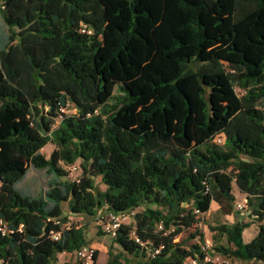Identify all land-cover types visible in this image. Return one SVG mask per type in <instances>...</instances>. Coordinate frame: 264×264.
Returning a JSON list of instances; mask_svg holds the SVG:
<instances>
[{
  "label": "trees",
  "instance_id": "trees-1",
  "mask_svg": "<svg viewBox=\"0 0 264 264\" xmlns=\"http://www.w3.org/2000/svg\"><path fill=\"white\" fill-rule=\"evenodd\" d=\"M0 15V264L75 254L84 229L55 221L101 209H142L105 264H202L198 245L174 241L195 209L230 216L232 186L258 230L244 243L249 224L217 225L226 246L213 250L264 263V0H0ZM28 168L45 189L21 186Z\"/></svg>",
  "mask_w": 264,
  "mask_h": 264
},
{
  "label": "rangeland",
  "instance_id": "rangeland-1",
  "mask_svg": "<svg viewBox=\"0 0 264 264\" xmlns=\"http://www.w3.org/2000/svg\"><path fill=\"white\" fill-rule=\"evenodd\" d=\"M6 33V28L3 24L1 15H0V44L3 45L2 36ZM5 36V35H4ZM239 93L238 90H236ZM74 110L72 107H69L68 110L65 111V114L72 115ZM54 146L51 144L46 145L42 150L41 154L47 159L50 154L54 151ZM59 166L62 170L66 171L68 174L67 178L70 182L77 181L81 178L82 171L78 165L75 163L74 166L77 168L76 172L71 171V167H65L61 163ZM48 176L45 171H37L34 169L28 168L26 178L21 184L22 187L30 189L32 191L42 190L46 187ZM94 189L97 191H104L105 186L101 183L100 178L97 177L93 180ZM232 194L235 198V201L232 206V213L230 216L223 215L219 209V206L212 202L209 208V211L204 214L200 220V222L195 225L192 229L186 230L181 233L174 242H181L182 245L186 248L191 245H198L202 252H206L207 255L205 262L208 260H213L218 258L216 263L218 264H264L258 261H250V262H240L235 261L233 259H227L223 256L216 254L214 252V247L216 246H226V241L224 237L218 236L212 230L217 225L220 224H233L236 221H241L242 223L249 224V228L245 229L243 232V242H250L256 232L258 230L259 222L251 218L250 216L244 214L245 211L238 212L235 208V203H245V198L242 194H240L235 186H232ZM142 209H136L133 213L136 214L140 212ZM67 211V205H63V214ZM106 214L103 209L99 210L97 213V218H84L83 222L79 218L72 217V225L76 227H82L85 232V237L87 241V245L91 247L95 252L98 253L96 264H104L107 260V252L111 248L114 252L118 250V248L113 245L112 239L106 235V233L102 230V223L105 224ZM125 225L134 226L133 216L129 217L125 221ZM202 238L203 242L199 241ZM81 264L74 254H61L57 256L56 262L52 264ZM134 264V263H129ZM184 264H191V260L185 261Z\"/></svg>",
  "mask_w": 264,
  "mask_h": 264
},
{
  "label": "built area",
  "instance_id": "built-area-1",
  "mask_svg": "<svg viewBox=\"0 0 264 264\" xmlns=\"http://www.w3.org/2000/svg\"><path fill=\"white\" fill-rule=\"evenodd\" d=\"M69 107H71V106L66 105L64 108L59 109V112L63 115H67V114H65V111L68 110ZM215 142L217 144H221V139L217 138V139H215ZM71 171H72V173L76 172L77 168L75 166L71 167ZM235 208L238 212H242L243 210H245L246 205H245V203H242V202L241 203H235ZM104 212L106 214V218H105L106 222H105V224L102 223L101 227H102V230L106 233V235H108L110 238L115 237L116 232L118 231L120 226L125 224V221L130 216L132 217L134 214L133 212L114 214V213H111V212H108L105 210H104ZM193 213L196 217L202 218V216H203L196 209L193 211ZM72 217L73 216L67 217V220L64 223H61L59 220H56L55 224L59 225L62 229H69V228L75 227L74 225H72ZM0 233H1V235H4L6 233V229L3 226L2 222H0ZM59 236H60V233H50V238L53 241H57ZM132 237H133L134 242L137 243L140 247H142V248L145 247L144 243L140 242L139 239H137L134 234H132ZM94 253H95V251L87 245V246L82 247L80 250H78L74 255L76 256V258L78 259V261L81 264H91ZM157 253H158V250H155L153 252V254H157ZM203 253L205 254L206 252H203ZM206 257H207V255L205 254V257H204L202 264H207V263L218 264V263H216L218 261V258H215L213 260H208L207 262H205ZM191 264H196V263H195V261L191 260Z\"/></svg>",
  "mask_w": 264,
  "mask_h": 264
},
{
  "label": "crops",
  "instance_id": "crops-1",
  "mask_svg": "<svg viewBox=\"0 0 264 264\" xmlns=\"http://www.w3.org/2000/svg\"><path fill=\"white\" fill-rule=\"evenodd\" d=\"M105 263H106V262H105ZM105 263H104V264H105Z\"/></svg>",
  "mask_w": 264,
  "mask_h": 264
}]
</instances>
